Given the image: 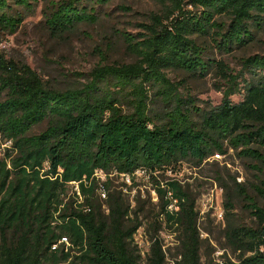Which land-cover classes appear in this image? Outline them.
<instances>
[{
	"label": "trees",
	"instance_id": "1",
	"mask_svg": "<svg viewBox=\"0 0 264 264\" xmlns=\"http://www.w3.org/2000/svg\"><path fill=\"white\" fill-rule=\"evenodd\" d=\"M113 1L50 0L46 26L59 37L96 24L99 9ZM160 1L164 13L152 17L144 34L124 35L136 62L104 60L73 89L46 86L28 64L0 51V140L6 145L0 158V264H140L135 234L142 222L111 186L113 173L134 177L137 171L155 182L160 222L178 235L174 264H264V53L243 59L252 79L235 103L230 96L240 92V73L210 58V48L199 42L210 39L223 54L247 48L264 27V0ZM16 8L33 9L31 0H0L1 29L15 33L22 25ZM168 70L197 79L216 74L229 91L220 105L200 109L192 97H182ZM112 84L131 89L133 112L121 108ZM147 88L155 91L156 108ZM229 149L251 162L262 203L236 183L251 217L250 224L240 222L226 187L225 249L237 254V262L210 254L204 261L197 198L179 181L164 186L157 178L185 161L200 166ZM163 246L159 238L152 241L148 264H168Z\"/></svg>",
	"mask_w": 264,
	"mask_h": 264
},
{
	"label": "rangeland",
	"instance_id": "2",
	"mask_svg": "<svg viewBox=\"0 0 264 264\" xmlns=\"http://www.w3.org/2000/svg\"><path fill=\"white\" fill-rule=\"evenodd\" d=\"M49 2L50 0H31V11L16 8L15 12L24 17L23 23L15 33L0 28V51L8 60L28 64L40 75L46 86L61 91L86 83L89 73L104 60L119 65L136 62L137 58L126 46L124 35L129 34L135 38L141 36L146 32V26L152 23V17L161 16L165 10L160 0H115L99 9L98 23L81 24L74 31L57 37L53 36L46 26L45 14ZM199 42L210 48V58L224 60L235 74L240 73V92L231 95L230 99L235 103L242 101L246 94L245 86L252 79L244 69L242 61L246 57L264 53V27L257 31V39L253 44L231 54L219 52L212 46L210 39H201ZM167 75L172 82L180 86L182 97H192L200 109H211L220 105L230 87L216 74L197 79L183 70H168ZM111 88L120 91L121 108L126 113L133 112L134 107L130 103L133 94L129 95L131 89L119 90L114 84ZM147 91L150 106L156 108L159 104L155 103V91L152 88H147ZM46 125L47 123L37 126L35 132L42 131ZM0 145L2 158L6 145H3L1 140ZM215 155L200 166L193 160L185 161L157 179L164 186L169 181H179L197 198L201 236L205 241L201 251L203 260L210 254L212 259L219 262L224 259L223 256L237 262V254L229 248L225 249L223 231L226 219V187L236 206L233 210L235 218L250 224V214L244 208L245 202L238 194L236 183L245 184L249 192L256 196L253 184L257 182V172L251 168L250 161L240 158L233 149H229L227 154H220L219 158ZM97 176L101 181L107 178L103 172H98ZM111 183L112 189L134 210L133 219L138 216V220L142 222L135 234V244L142 256L140 264H148L150 247L155 238L163 241L168 264H174L176 258L179 259V239L166 224L160 222L159 198L153 179L146 173H137L130 180L123 174L113 173ZM76 189L77 186L73 185L72 191ZM100 193L104 199L103 189ZM258 201L262 203L260 198ZM157 221L160 224H157Z\"/></svg>",
	"mask_w": 264,
	"mask_h": 264
},
{
	"label": "built area",
	"instance_id": "3",
	"mask_svg": "<svg viewBox=\"0 0 264 264\" xmlns=\"http://www.w3.org/2000/svg\"><path fill=\"white\" fill-rule=\"evenodd\" d=\"M215 156H216L217 158H219L221 155H220V154H216ZM137 173H142V172H141V171H137L136 174H137ZM125 176L128 178V180H130V178H131L130 175H125ZM174 208H175L174 205H171V206H170V209H171V210H173ZM175 209H177V208H175ZM220 216L223 217V214H221Z\"/></svg>",
	"mask_w": 264,
	"mask_h": 264
}]
</instances>
